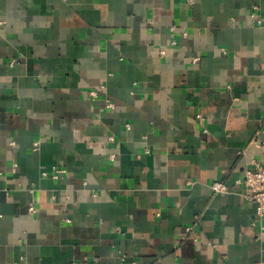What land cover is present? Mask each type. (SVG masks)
<instances>
[{
    "label": "crops",
    "instance_id": "obj_1",
    "mask_svg": "<svg viewBox=\"0 0 264 264\" xmlns=\"http://www.w3.org/2000/svg\"><path fill=\"white\" fill-rule=\"evenodd\" d=\"M255 161L264 0H0V264H264Z\"/></svg>",
    "mask_w": 264,
    "mask_h": 264
},
{
    "label": "built area",
    "instance_id": "obj_2",
    "mask_svg": "<svg viewBox=\"0 0 264 264\" xmlns=\"http://www.w3.org/2000/svg\"><path fill=\"white\" fill-rule=\"evenodd\" d=\"M108 106L111 104L108 103ZM236 183L242 187L245 200L255 204L257 216L264 219V163L253 162L243 179H238ZM210 190L215 194L224 193L228 191V185L224 181L217 180L210 185Z\"/></svg>",
    "mask_w": 264,
    "mask_h": 264
}]
</instances>
